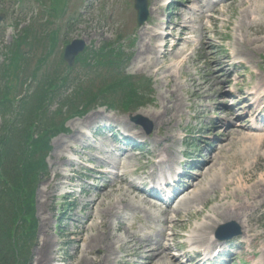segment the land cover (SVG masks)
I'll use <instances>...</instances> for the list:
<instances>
[{
	"label": "rangeland",
	"instance_id": "rangeland-1",
	"mask_svg": "<svg viewBox=\"0 0 264 264\" xmlns=\"http://www.w3.org/2000/svg\"><path fill=\"white\" fill-rule=\"evenodd\" d=\"M162 1L150 0L152 11H159L152 13L148 23L140 27L136 23L133 0H57L60 6L59 15L51 11L57 8L51 6V0H0V16L3 17L0 24V101L9 100L4 105L0 104V137L9 126L14 129L11 137L14 149L8 147L7 156L3 157L9 161L8 168H1L0 174L12 186H18L13 171L16 162L11 161L15 159V150L26 148L24 129L26 124H31L29 119L26 120L29 110L35 106L39 95L45 96L46 99L48 96L49 99L52 98V94L47 92L48 89L43 83L48 81L45 76L57 74V77H52L51 86H54L59 79L64 84V87L58 88L54 94L47 113L50 116L55 114L60 116L57 117V123L61 122L60 118L67 119L68 115L70 117L65 123V129L51 137V149L47 152V173L38 181L33 180L32 190L35 189L33 220H37V226L33 239L28 242L29 264H36V255L45 239H48L52 245L49 264H78V261L85 256L81 253L84 244L78 242L82 236L76 233L90 224L86 220L92 211L97 214L104 210L105 205L92 210L91 201L112 181L108 177L99 178L101 176L99 173L90 171L87 167L107 170V166L101 164L100 160L115 161L119 155V152H108L113 149V139L109 133L103 129L96 131V124L100 120H107V125L120 130V136L122 134L139 136L137 139L130 137L128 141H124L126 144L117 145L129 151L126 152V157L129 156L130 159L123 158V163H130L138 169L133 175L135 177H129V182L134 185L136 183L139 188L141 185L137 178H149L153 168L156 171L164 169L156 166L161 154H165L164 157L169 159L175 158L172 164L177 173L174 189L180 188V191L185 190L189 185L192 186L189 189L191 192L198 186L203 188L207 181L215 177L218 170L227 168L230 170L229 177L233 173L237 180L241 179L242 183H239L241 188H248L264 179V128L255 118L245 119L255 110L253 106L251 107L252 102H256L263 93L261 89L257 96L246 99L249 93L258 87V81L261 75H264V36L260 42H254L252 46L236 44L237 29L242 23L239 19V5L236 3L227 7V3L232 0H213L219 2L214 18L200 19V23L198 20L195 21L192 27L196 33L172 25L180 23V19L176 18L181 13L178 6L181 7L187 0H174L178 4L174 3L177 6L172 5L170 10L166 6H161ZM65 10L66 12L63 13ZM161 23L165 25L161 26ZM158 25L159 28L167 26L168 34L173 35L166 40L168 46L165 50L159 48L157 55L151 51L141 54L151 33H154L152 29L155 30ZM30 29L40 36L44 35L45 38L57 31V47L49 56L47 63L41 65L37 71L31 67L19 71L21 67H17L18 70L15 69L11 82L5 81L3 74L8 67L11 53L17 51L16 41H19ZM145 32L149 35L146 36ZM205 32L207 34L201 36ZM160 38L162 41L165 35H160ZM74 40L85 42V51H89V57L84 56V58L89 60L78 62L76 66L68 69L66 64L62 63L64 44L65 42L70 44ZM159 40H154L152 45L159 47ZM175 41L180 44L178 50L172 48ZM111 50L120 54L118 58L119 66L122 67L120 70L109 67L106 63L99 64L96 60L95 53L104 51L109 54ZM22 51H28L29 54L31 52L26 47H22ZM46 51L41 47L33 51L32 67L37 62L40 65ZM149 61H155L158 68H146ZM214 61L222 64L217 66ZM33 71L36 72L34 76ZM16 75L18 79L15 78ZM125 76L132 79H124ZM262 80L264 81V76ZM132 81H138L141 88L138 92L140 104L138 107H132L130 113L120 107L116 110L95 107L98 102L91 103L90 108L84 112L62 109L79 86H92L96 90L109 83L111 85L109 89L119 93L120 89H131ZM60 95L64 98L58 97ZM19 98L21 101H18ZM114 98L116 99H112L113 103L118 101L117 96ZM117 104L118 102L114 107ZM97 113L111 119L103 118L93 126L83 128L85 120ZM143 113L149 117H145ZM131 115H141L152 123L151 134L147 135L141 126L132 122ZM254 125L261 130H257ZM229 130H234L231 137L227 136ZM76 131L81 134L75 140ZM40 132L41 128H38L36 133ZM245 134L252 139L245 140L243 138ZM258 139L260 148L255 147ZM133 142L141 148L133 149ZM101 144L107 148L103 150ZM251 148L253 152L250 151ZM259 154L260 157L257 159ZM208 168L211 170L209 173ZM111 172L115 171L111 170ZM29 177L31 178V175ZM215 180L221 181L219 176ZM118 186H121L124 192L128 189L121 184ZM135 187L137 188L136 185ZM143 188L147 193L151 191ZM68 189L73 191V194L66 195ZM7 192H11L10 188L5 190V193ZM49 192H51L50 198H48ZM216 192L217 198L214 193L209 194L203 205L199 203L188 205L186 210L193 213L201 211L198 216L187 217L185 210H181L178 215L180 217L175 216L176 220L177 218L180 220L178 227L174 231L166 232V236L169 235L167 240L173 234L176 236L175 241H170L169 244L173 247L172 256L180 259L177 264L189 262L186 253L191 232L206 222L207 218L212 219L215 209L222 211L230 199L233 200V194L230 195L229 189L219 188ZM226 193L229 199L221 202L219 197H223ZM190 197L192 198L191 194ZM140 198L148 201L144 195ZM126 200L131 203V207L133 204L140 206L138 211L126 209L122 210L121 214L124 219H128V225L134 226V231H140L146 224H154L149 220L151 213L160 216L157 212L158 208L148 206L145 204L146 201L139 204L135 194L128 195ZM166 203H169V200ZM162 208L166 210L167 207ZM252 213L250 212L249 215ZM13 217V206H10L5 218L10 222ZM100 217L94 218V225L100 223ZM246 217L247 215L234 219L229 213H225L221 214L220 218L219 214L212 232L216 233L219 226L231 222L240 223L248 237L255 231L263 232L264 206L253 214L255 221L250 227L251 232L247 228ZM158 220L162 224L163 219ZM23 223L21 221L19 226H23ZM117 223V219L111 218L108 227L112 229L114 237L120 239L124 234L116 231ZM157 228L160 230V227ZM91 234L92 232L88 233L86 237ZM248 239L250 238L244 239L241 236L233 246L223 243L222 250L225 254H233L235 258L229 262L227 257L224 258L226 264H255L259 261L261 257L259 250L264 239L259 238L253 244ZM133 251H130L131 257L128 258L125 257L127 254H119L116 264H132L137 260ZM120 260L122 262H119ZM160 264H175V262L164 260Z\"/></svg>",
	"mask_w": 264,
	"mask_h": 264
},
{
	"label": "bare ground",
	"instance_id": "bare-ground-1",
	"mask_svg": "<svg viewBox=\"0 0 264 264\" xmlns=\"http://www.w3.org/2000/svg\"><path fill=\"white\" fill-rule=\"evenodd\" d=\"M238 4L240 8V21L242 25L239 26L237 29V40L236 44L242 46L248 45L252 46L254 45V42H260L262 37L264 36V1L263 0H232L231 2L227 3V7H231L233 4ZM196 4L198 10L193 9H187V11L181 12V18L183 20L184 26H181L180 24L177 25V27H183L185 31L193 32L194 28L190 25L193 24V20L198 19H204L206 16L211 17L210 14H215L216 11L214 10L219 3H211V0H209L208 4H205L201 0H190L189 5ZM211 10L213 12H211ZM158 11V10H157ZM156 11V12H157ZM199 14V15H197ZM196 18V19H195ZM244 25V26H243ZM242 26V27H241ZM145 31V30H144ZM204 31V30H203ZM146 36L149 35V33H144ZM206 34L203 33L202 36ZM159 33H156L152 35L149 38V41L151 42L153 39L157 38ZM255 38V39H254ZM259 38V39H258ZM180 41V40H179ZM147 46H144V51L141 52V54H144L146 52H156L157 47L149 46V44H146ZM180 47L179 43L175 44V50H178ZM225 63V62H224ZM155 61H149L148 64L145 66L146 68H158L155 65ZM214 64L217 66H220L222 63L215 62ZM239 66H241L239 64ZM226 67V65H225ZM224 67V68H225ZM163 69V68H160ZM264 75H261L259 85L255 90L263 89V93L261 97H259V105H261L262 100L264 98V81L262 80V77ZM257 95V93H256ZM252 97V95L250 96ZM263 97V98H262ZM144 115V113H143ZM145 117H149L146 114ZM103 114H94L90 118L85 120V123H83L82 126L85 127H91L93 126L98 120L103 119ZM240 119V118H239ZM234 130H229L227 132V136L231 137V133H233ZM81 134V132H77L74 135V139ZM243 138L245 140L252 139L249 135H244ZM256 148H260L259 139L257 140V143L255 144ZM114 151H118V149H111L108 150L109 153H113ZM253 152V148L250 150ZM255 154V153H253ZM161 157V156H160ZM214 156H212L213 159ZM260 154L257 155V159H259ZM123 158L130 159L129 156L126 157V152L121 151V154L118 156V158L115 161H109L106 160H100L101 164L106 165L107 167L115 170V173H101V178H109L111 177L112 181L111 184L108 186H104L100 191L99 195L91 201L92 204V210L97 207H102L105 205L104 210L101 213L95 214L94 211H92L89 216L87 217V222L90 223L84 228H81L76 235H81L82 238L78 240L79 243L84 244V249L81 253H84V258L78 261V264H116L117 256L119 254H127V256H131L130 251H133V255L136 257V261L133 264H160L164 260H171L172 262H175L177 264V261L180 259L174 258L172 256V245L169 244L170 241L174 242L176 236L173 234L171 238L168 239L169 235L166 236V232L168 230L174 231L176 227H178V221L174 220L171 215L174 213L175 215H178L180 210L183 208L185 209L190 204H201L203 205L204 202L207 201L208 195L213 194L216 195L215 198H217V192L216 189H229L231 191V194H233V200L230 199V204L226 205L225 209L220 211L219 209H215L213 214L215 217H221V214L229 213V216H231L234 219H239L238 217H244L249 216L250 212H253L249 216V221L253 222L252 215L256 213L259 209H261L264 206V179L258 182L257 184H254L248 188H241L239 186V183L241 184V179L237 180L236 175H232L229 177L230 170L221 169L218 170L215 177L211 178L207 183L202 186H198L195 191L191 192L190 190H185L183 193H181V202L175 209L171 210V207H167L166 210L162 209L161 204L152 205L145 199H141L140 197L145 195L142 190L137 189L135 185L131 182H129V177L132 175H135L136 172H138V169H136V166L130 164V163H123ZM175 158L172 157L171 159L168 158V160H165V164L168 165L169 169H172L173 160ZM164 161V160H163ZM141 170H144V168H140ZM231 169V168H230ZM208 173L211 171L209 168L207 169ZM110 172V171H108ZM58 176V173L56 174ZM219 176L220 182H217L215 178ZM223 176H225L223 178ZM118 184H121L123 186H127L128 189L126 192L123 191V188L121 186H118ZM198 185V184H197ZM235 186V187H234ZM191 192V193H190ZM131 196L135 194L137 200H139V204H142L145 202L148 206L152 208H158L160 213V216L155 214H150V221L154 222V224H146L143 227H141L140 231H134L133 225H128L127 221L128 219H124L122 214V210H130L135 209L139 210L140 206H135L134 204L132 207L130 206V202H127L126 198L128 195ZM192 195V198H188L189 195ZM51 197V192L48 193V198ZM148 200V198H146ZM229 196L228 193H226L223 197H219V200L221 202L228 200ZM134 200V198L132 199ZM246 201V202H244ZM174 204V203H173ZM226 211V212H225ZM188 217H192V213L189 211H186ZM199 215V212L196 214ZM102 216V218L100 217ZM95 217H100L101 221L98 225H94L93 222L95 221ZM111 218H115L118 220L117 223V229L116 231L119 233H123V238H115L114 234L112 232V229L108 227L110 224L109 220ZM158 219H163L162 224H160V221ZM207 221L201 225V227H197L193 232H191V236L189 239L190 243L192 242L190 248L194 247H205L207 246L211 241L208 239L209 234L214 229V226L216 224V221L212 219H206ZM208 222V223H207ZM80 224V222H78ZM240 224V223H239ZM157 227H160V230H158ZM243 227V226H242ZM247 228L250 231V225L247 222ZM133 230V231H130ZM92 232L91 235L86 237L88 233ZM75 235V234H73ZM245 238H250L252 241H255L259 238L264 239V232L260 234L251 235L250 237L247 236V233L243 234ZM160 240V241H159ZM215 244V243H213ZM51 250L52 245L51 242L47 239H45L41 249L36 255L35 263L36 264H49L51 261ZM80 250V249H79ZM260 253H262L261 258L259 261L255 264H264V242L261 245ZM119 262H122L121 260ZM118 263V262H117Z\"/></svg>",
	"mask_w": 264,
	"mask_h": 264
},
{
	"label": "trees",
	"instance_id": "trees-1",
	"mask_svg": "<svg viewBox=\"0 0 264 264\" xmlns=\"http://www.w3.org/2000/svg\"><path fill=\"white\" fill-rule=\"evenodd\" d=\"M87 92L89 90H80L77 98H81ZM98 99L99 96L93 95L84 104L83 111L77 108L74 111L84 112L91 103L98 102ZM47 111V102L43 100L35 108H31L26 115V120L29 119L31 122V124H26L24 129L26 148L15 150V159L11 161L12 163L16 162L13 171L18 186H12L0 174V264H28L29 262L28 242L33 239L37 226L36 220H33L35 213L33 180L38 181L47 173L46 157L47 152L51 149V137L57 135L64 126V122L57 123L56 119L51 118ZM38 128H41L39 134L36 133ZM12 130L14 129L9 126L0 137V169L8 168L9 161L6 158L3 159L4 156H7L8 147L14 149L11 138ZM7 188H10L11 192L5 193ZM29 189L30 192H28ZM10 206H13L14 217L13 220L7 222L5 217ZM21 221L24 222L23 226H19ZM20 259H22V263Z\"/></svg>",
	"mask_w": 264,
	"mask_h": 264
},
{
	"label": "water",
	"instance_id": "water-1",
	"mask_svg": "<svg viewBox=\"0 0 264 264\" xmlns=\"http://www.w3.org/2000/svg\"><path fill=\"white\" fill-rule=\"evenodd\" d=\"M136 9L138 11V20L140 24H143L147 17V1L146 0H136ZM84 50L83 42H74L72 45L68 46L65 51V61L69 63V65H73L76 56Z\"/></svg>",
	"mask_w": 264,
	"mask_h": 264
}]
</instances>
